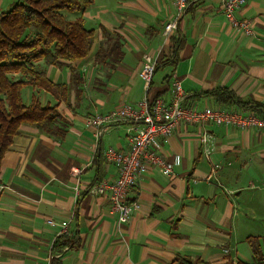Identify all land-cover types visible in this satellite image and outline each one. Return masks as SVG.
I'll return each mask as SVG.
<instances>
[{
    "label": "crops",
    "instance_id": "1",
    "mask_svg": "<svg viewBox=\"0 0 264 264\" xmlns=\"http://www.w3.org/2000/svg\"><path fill=\"white\" fill-rule=\"evenodd\" d=\"M92 1L73 17L64 13L71 21L83 18L94 31L89 56L39 63L52 82L70 86L68 101L58 104L52 94L31 87L23 91L26 105L33 94L43 106L58 104L68 128L59 138L22 125L5 155L0 264H253L249 250L239 244L262 237L250 233L257 220H264L263 129L179 124L161 141L162 155L176 161L174 175L144 171L128 196L140 210L130 223L120 224L108 200L89 190L117 178V167L104 153L110 148L128 152L131 127L122 121L98 138L87 120L146 96L170 101L176 77L188 106H219L203 95L219 88L250 107L264 106V0H246L237 15L251 23L252 35L230 26L224 0H196L168 36L165 25L176 15L171 0ZM174 38L183 41L177 55ZM117 40L122 55L115 59L109 52ZM146 55L157 68L149 89L140 78ZM203 135L209 137L208 156ZM218 164L223 168L216 169ZM64 223L72 246L59 254L54 244Z\"/></svg>",
    "mask_w": 264,
    "mask_h": 264
},
{
    "label": "trees",
    "instance_id": "2",
    "mask_svg": "<svg viewBox=\"0 0 264 264\" xmlns=\"http://www.w3.org/2000/svg\"><path fill=\"white\" fill-rule=\"evenodd\" d=\"M92 2L19 0L8 10L0 12V174L5 155L22 125L35 126L51 136H66L68 123L59 113L58 104L68 101L70 86L52 82L39 63L44 61L47 65H57L61 60L75 62L89 56L94 46V31L85 27L83 18L71 21L64 13L84 12ZM173 43L177 55L183 41L174 38ZM109 54L115 59L121 57L118 40ZM72 79L75 82L78 76L74 74ZM27 87L52 94L58 104L43 106L41 97L33 94L30 105H26L23 91ZM203 95L214 98L220 107L245 108L264 119V106L250 107L228 88H219ZM258 240V237H249L248 244L256 259L253 264H264ZM71 244L67 236L61 235L54 244V251L63 253L71 248ZM54 264L61 263L54 261ZM182 264L192 263L184 260Z\"/></svg>",
    "mask_w": 264,
    "mask_h": 264
},
{
    "label": "built area",
    "instance_id": "3",
    "mask_svg": "<svg viewBox=\"0 0 264 264\" xmlns=\"http://www.w3.org/2000/svg\"><path fill=\"white\" fill-rule=\"evenodd\" d=\"M176 8V15L165 25V35H170L178 29L180 21L195 5L196 0H171ZM246 0H224L223 14L230 26L245 35H252L253 29L249 21L238 18ZM156 64L151 57H144V66L140 78L146 89L152 82ZM186 95L182 82L176 77L173 81V98L166 101L161 97L146 96L135 105H124L118 110L105 115H96L87 120L88 126L98 129L97 137L101 138L106 130L119 122H128L132 132V145L128 152H119L108 149L104 153L105 160L118 169V176L112 181H102L94 185L89 191L91 194L106 198L110 205V214L116 215L120 224L130 223L133 213L140 210V204L129 202L128 196L136 184L137 178L148 168L157 169L162 175H174L176 161H168L162 155L161 141L174 133L181 123L191 125H217L237 127L243 129H263L264 119L254 112L245 109L228 107L197 108L186 104ZM209 137L203 135L202 143L206 155ZM223 165L218 164L220 170ZM252 187H254L252 183ZM50 224L53 222L50 221ZM61 235L69 236L68 223H64Z\"/></svg>",
    "mask_w": 264,
    "mask_h": 264
},
{
    "label": "rangeland",
    "instance_id": "4",
    "mask_svg": "<svg viewBox=\"0 0 264 264\" xmlns=\"http://www.w3.org/2000/svg\"><path fill=\"white\" fill-rule=\"evenodd\" d=\"M19 0H0V12L8 10L12 4L17 2ZM66 15H69L70 17H73V14L66 12ZM252 233H250L252 236H257L258 234H261L262 237H259L258 242L260 243L261 246V253L262 257L264 256V220H257L254 225L251 226ZM260 232V233H259ZM240 247H246L247 251L249 250L250 256L248 259V262H256V259L252 257V249L250 245L246 242L240 243ZM261 257V258H262Z\"/></svg>",
    "mask_w": 264,
    "mask_h": 264
}]
</instances>
